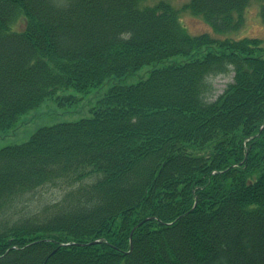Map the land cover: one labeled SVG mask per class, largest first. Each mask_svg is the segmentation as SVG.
Returning <instances> with one entry per match:
<instances>
[{
    "label": "trees",
    "instance_id": "trees-1",
    "mask_svg": "<svg viewBox=\"0 0 264 264\" xmlns=\"http://www.w3.org/2000/svg\"><path fill=\"white\" fill-rule=\"evenodd\" d=\"M142 1L0 0V132L63 89L163 64L0 149V264H264V42L191 35ZM249 2L185 7L223 32ZM46 185L65 193L22 212Z\"/></svg>",
    "mask_w": 264,
    "mask_h": 264
},
{
    "label": "rangeland",
    "instance_id": "rangeland-1",
    "mask_svg": "<svg viewBox=\"0 0 264 264\" xmlns=\"http://www.w3.org/2000/svg\"><path fill=\"white\" fill-rule=\"evenodd\" d=\"M161 0H144L143 5H155ZM174 5L179 10L180 20L190 34H200L210 32L217 38L226 36L239 38L244 36H257L264 40V22L261 16L262 0H251L246 8L245 24L238 31L219 33L216 32L202 16L185 9V5L190 0H166ZM19 29L20 26L16 25ZM185 56H174L167 62L173 60H185ZM158 64H146L134 73L119 78L113 76L99 86H94L88 92H79L73 87L63 89L56 96L46 98L38 106L30 109L20 116L19 123L15 128L6 132H0V149L14 144L26 142L31 136L42 126L54 125L65 121H76L84 117L92 116V108L95 107L99 100L106 94L113 84L129 85L138 82L141 79L148 77L150 71ZM233 72L228 74H218L210 77L212 83V96L209 98L215 99L220 95L228 83L233 80ZM60 96V97H58ZM63 97V99H60ZM65 193V188L53 185H46L38 189V191L27 196L26 202L22 206V212H25L29 207H40L44 204L59 200ZM19 208V207H18Z\"/></svg>",
    "mask_w": 264,
    "mask_h": 264
},
{
    "label": "water",
    "instance_id": "water-1",
    "mask_svg": "<svg viewBox=\"0 0 264 264\" xmlns=\"http://www.w3.org/2000/svg\"><path fill=\"white\" fill-rule=\"evenodd\" d=\"M94 242H96V241H94Z\"/></svg>",
    "mask_w": 264,
    "mask_h": 264
}]
</instances>
